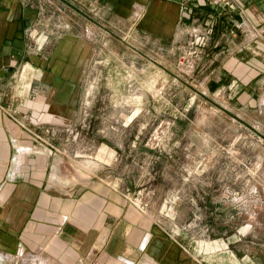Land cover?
Instances as JSON below:
<instances>
[{
  "label": "crops",
  "instance_id": "obj_1",
  "mask_svg": "<svg viewBox=\"0 0 264 264\" xmlns=\"http://www.w3.org/2000/svg\"><path fill=\"white\" fill-rule=\"evenodd\" d=\"M54 1L58 15L103 8L129 32L168 42L212 21L206 86L264 110V0H0V264H225L220 249L195 257L107 181L57 167L52 142L73 122L94 50L79 32L50 37L64 19L49 22Z\"/></svg>",
  "mask_w": 264,
  "mask_h": 264
},
{
  "label": "rangeland",
  "instance_id": "obj_2",
  "mask_svg": "<svg viewBox=\"0 0 264 264\" xmlns=\"http://www.w3.org/2000/svg\"><path fill=\"white\" fill-rule=\"evenodd\" d=\"M56 7L49 22L64 19L50 37L79 32L94 50L73 122L52 142L57 167L107 181L199 259L220 249L225 264H264V110L206 86L214 23L197 19L168 42L129 32L103 8L61 16Z\"/></svg>",
  "mask_w": 264,
  "mask_h": 264
},
{
  "label": "bare ground",
  "instance_id": "obj_3",
  "mask_svg": "<svg viewBox=\"0 0 264 264\" xmlns=\"http://www.w3.org/2000/svg\"><path fill=\"white\" fill-rule=\"evenodd\" d=\"M81 166H82V168H86L87 167V163L86 164L85 163L84 164L82 163Z\"/></svg>",
  "mask_w": 264,
  "mask_h": 264
},
{
  "label": "built area",
  "instance_id": "obj_4",
  "mask_svg": "<svg viewBox=\"0 0 264 264\" xmlns=\"http://www.w3.org/2000/svg\"><path fill=\"white\" fill-rule=\"evenodd\" d=\"M215 2L217 1V0H214Z\"/></svg>",
  "mask_w": 264,
  "mask_h": 264
}]
</instances>
